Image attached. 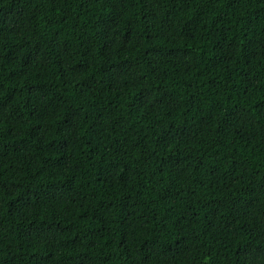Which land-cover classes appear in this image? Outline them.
Masks as SVG:
<instances>
[{
	"label": "trees",
	"instance_id": "trees-1",
	"mask_svg": "<svg viewBox=\"0 0 264 264\" xmlns=\"http://www.w3.org/2000/svg\"><path fill=\"white\" fill-rule=\"evenodd\" d=\"M0 264H264V0H0Z\"/></svg>",
	"mask_w": 264,
	"mask_h": 264
}]
</instances>
